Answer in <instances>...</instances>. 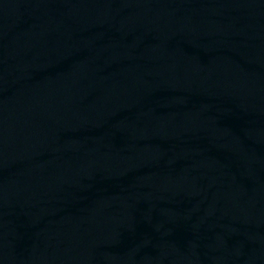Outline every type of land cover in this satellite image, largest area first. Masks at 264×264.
Here are the masks:
<instances>
[{
    "label": "water",
    "instance_id": "1",
    "mask_svg": "<svg viewBox=\"0 0 264 264\" xmlns=\"http://www.w3.org/2000/svg\"><path fill=\"white\" fill-rule=\"evenodd\" d=\"M264 51V0H200Z\"/></svg>",
    "mask_w": 264,
    "mask_h": 264
}]
</instances>
